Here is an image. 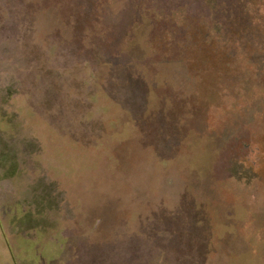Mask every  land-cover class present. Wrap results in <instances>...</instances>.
Segmentation results:
<instances>
[{
    "label": "rangeland",
    "instance_id": "1",
    "mask_svg": "<svg viewBox=\"0 0 264 264\" xmlns=\"http://www.w3.org/2000/svg\"><path fill=\"white\" fill-rule=\"evenodd\" d=\"M0 264H264V0H0Z\"/></svg>",
    "mask_w": 264,
    "mask_h": 264
},
{
    "label": "crops",
    "instance_id": "2",
    "mask_svg": "<svg viewBox=\"0 0 264 264\" xmlns=\"http://www.w3.org/2000/svg\"><path fill=\"white\" fill-rule=\"evenodd\" d=\"M10 249V248H9ZM9 249H8V252L10 253L9 255L11 256V250L9 251ZM12 257V256H11ZM13 259V258H12Z\"/></svg>",
    "mask_w": 264,
    "mask_h": 264
}]
</instances>
